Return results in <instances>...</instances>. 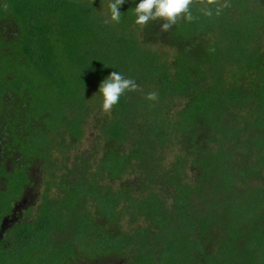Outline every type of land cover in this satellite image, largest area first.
Returning a JSON list of instances; mask_svg holds the SVG:
<instances>
[{"label":"trees","instance_id":"trees-1","mask_svg":"<svg viewBox=\"0 0 264 264\" xmlns=\"http://www.w3.org/2000/svg\"><path fill=\"white\" fill-rule=\"evenodd\" d=\"M104 2L0 0L11 160L0 165V264H264V3L252 1L254 13L250 0H229L211 18L194 6L198 19L161 33V21L135 24L139 1L104 24ZM113 71L147 88L104 113L99 85ZM152 91L158 101L145 98ZM20 102L17 126L7 112ZM89 118L99 157L79 155L54 178L56 194L30 205L37 215L6 246L2 223L37 182L31 168L74 146Z\"/></svg>","mask_w":264,"mask_h":264},{"label":"clouds","instance_id":"clouds-1","mask_svg":"<svg viewBox=\"0 0 264 264\" xmlns=\"http://www.w3.org/2000/svg\"><path fill=\"white\" fill-rule=\"evenodd\" d=\"M126 0H110L107 5L108 15L104 24L116 23L121 20L120 6ZM199 6V12L205 17L219 16L225 8L230 7L229 0H139L134 10L135 24L140 28L149 22L161 21L160 32L167 33L181 21L193 22L198 19L193 15V7ZM7 7V5H5ZM143 91L132 78H127L120 72L113 71L99 85L101 108L104 113H110L120 102L122 96L129 92ZM149 101H158L159 95L152 91L146 94Z\"/></svg>","mask_w":264,"mask_h":264},{"label":"rangeland","instance_id":"rangeland-1","mask_svg":"<svg viewBox=\"0 0 264 264\" xmlns=\"http://www.w3.org/2000/svg\"><path fill=\"white\" fill-rule=\"evenodd\" d=\"M104 1L107 0H101V3H105ZM131 2L135 1L138 2L139 0H129ZM252 1H256V0H250L251 4H252V10L254 11V13H258L260 11L259 6L257 5V3H252ZM260 2L264 3V0H260ZM237 6L234 5V8H236ZM235 10V15L234 17H236L237 19H246V16H242L239 13L238 9H234ZM219 33H222L219 31ZM223 47L225 50H236L237 49V45L236 43L231 40V39H224L223 41ZM132 79H134L138 85H140V87L142 89H146L147 85L145 84V77H141L140 75H134L132 77H130ZM92 87V86H90ZM93 88H95V86H93ZM23 107V103H15L14 105L10 106V112H7V115L12 118H16L17 122L16 125L19 124L20 120H22V115H23V110L25 111V109L21 110V108ZM30 112V110H28ZM13 114L15 116H13ZM25 115V113H24ZM18 126V125H17ZM37 131V130H36ZM38 131H43V130H38ZM98 134H99V130L96 129L95 126H93L91 118L88 119V123L85 125L84 130H83V134L81 136V138L78 140V142L66 149V150H58L57 147L53 146L52 147V163L49 164L47 167H41L39 166H34L31 168V173L32 176L34 177V180H38V182H36L33 186L32 189L30 190V193L28 195V199L32 200L33 202L31 203V205L33 206L34 210L37 209L38 205L41 203L42 198L44 196L45 193L54 196L56 194V186L55 183L52 181L54 178L55 182L59 181V176L64 174L68 168H70L72 166V164L77 160V156L82 155V154H90L91 152H93V154L95 155V157H99L101 150L98 149ZM54 136V135H52ZM55 136H57L56 138L59 140L60 137H58V135L56 134ZM182 143L180 144L181 147L183 148H187L188 147V142H187V137L184 134H181V138ZM176 152V146H173L170 148V150L167 153V160L172 159L173 154ZM53 173L52 175L50 173ZM51 181L53 183H51Z\"/></svg>","mask_w":264,"mask_h":264},{"label":"flooded vegetation","instance_id":"flooded-vegetation-1","mask_svg":"<svg viewBox=\"0 0 264 264\" xmlns=\"http://www.w3.org/2000/svg\"><path fill=\"white\" fill-rule=\"evenodd\" d=\"M7 126H5V130H2V134L0 133V165L4 164L5 161L8 160V166L11 167V160L9 156L3 152H1V144L4 143V136L6 135V132H8ZM38 182V180H37ZM32 189V185L26 184L24 186V190L21 194V200L19 203L14 204L12 211L4 218L2 223V230L1 232L6 235V238L4 239V243L6 246L12 245L13 240L10 238L11 231L21 225L22 221L26 220H32L37 215L38 211L29 212V208L32 200L28 199V195L30 193V190ZM38 210V209H37Z\"/></svg>","mask_w":264,"mask_h":264}]
</instances>
